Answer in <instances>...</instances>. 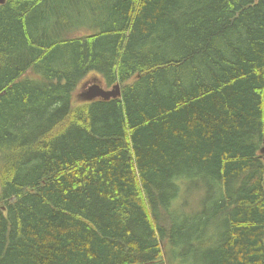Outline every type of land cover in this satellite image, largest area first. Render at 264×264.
Wrapping results in <instances>:
<instances>
[{"label":"trees","instance_id":"obj_1","mask_svg":"<svg viewBox=\"0 0 264 264\" xmlns=\"http://www.w3.org/2000/svg\"><path fill=\"white\" fill-rule=\"evenodd\" d=\"M0 264H264V0H6Z\"/></svg>","mask_w":264,"mask_h":264},{"label":"water","instance_id":"obj_2","mask_svg":"<svg viewBox=\"0 0 264 264\" xmlns=\"http://www.w3.org/2000/svg\"><path fill=\"white\" fill-rule=\"evenodd\" d=\"M6 0H0V6L5 4ZM121 96V88L119 85L114 86L112 90H105L100 87L98 84L93 85L89 91L83 95L84 102H90L95 99H103L105 101H109L114 98H118Z\"/></svg>","mask_w":264,"mask_h":264},{"label":"rangeland","instance_id":"obj_3","mask_svg":"<svg viewBox=\"0 0 264 264\" xmlns=\"http://www.w3.org/2000/svg\"><path fill=\"white\" fill-rule=\"evenodd\" d=\"M94 16V12L92 11V15H89L88 14V12H87V22H88V24H90L92 21H93V17ZM62 17V16H61ZM61 19H63V18H61ZM63 21H61V24H59V26L60 27H63ZM82 28V27H81ZM85 33H88V34H92L93 33V30H90V29H87V28H85V29H80V30H77V31H75L74 33H69V36H76V35H78V36H80V35H84ZM87 80H89V79H87ZM93 83V81H89V84H92ZM83 89H79V91L76 93V96H75V102L76 103H81V102H83V100L82 99H78L77 98V95H79L80 93H81V91H82ZM185 200H190L189 198H187V197H185V198H183V199H180V200H178V201H185Z\"/></svg>","mask_w":264,"mask_h":264},{"label":"flooded vegetation","instance_id":"obj_4","mask_svg":"<svg viewBox=\"0 0 264 264\" xmlns=\"http://www.w3.org/2000/svg\"><path fill=\"white\" fill-rule=\"evenodd\" d=\"M89 81H93L92 84H89ZM95 84H98L100 87L103 88L102 84L100 83L98 77L92 75L89 77V80L85 81L84 84H83V90L81 91V93L79 95H77V98L78 99H84L83 95L86 94L89 89L95 85ZM105 89V88H104ZM84 102V101H83Z\"/></svg>","mask_w":264,"mask_h":264},{"label":"bare ground","instance_id":"obj_5","mask_svg":"<svg viewBox=\"0 0 264 264\" xmlns=\"http://www.w3.org/2000/svg\"><path fill=\"white\" fill-rule=\"evenodd\" d=\"M141 1V0H140ZM28 4V3H27ZM139 7V6H138ZM35 10V9H34ZM40 12V11H39ZM137 12V11H136ZM126 13V12H125ZM187 14V13H186ZM196 14V13H195ZM199 14V13H198ZM32 15H35V14H32ZM34 17V16H33ZM114 19V18H113ZM124 19V18H123ZM126 22V21H125ZM116 23V22H115ZM128 25V24H127ZM138 28V27H137ZM27 29V28H26ZM31 29V28H30ZM21 30V29H20ZM20 32V31H19ZM11 33V32H10ZM29 36V35H28ZM15 37V36H14ZM198 38V37H197ZM8 39V38H7ZM190 39H192V38H190ZM8 41V40H7ZM44 41V40H43ZM42 41V42H43ZM191 42V41H190ZM9 43V42H8ZM47 43V42H46ZM193 43V42H192ZM34 44V43H33ZM40 46V45H39ZM182 46V45H181ZM192 46V45H191ZM195 46V45H194ZM197 46V45H196ZM144 47V46H143ZM142 48V47H141ZM180 48H182V47H180ZM7 49V48H6ZM11 50V49H10ZM80 50V49H79ZM179 51V50H178ZM181 51H183V50H181ZM138 53V52H137ZM196 58V57H195ZM194 58V59H195ZM21 62V61H20ZM26 62V61H25ZM14 64V63H13ZM164 82H166V81H164ZM114 83V82H113ZM166 86H168V85H166ZM170 88V87H169ZM166 89V88H165ZM171 89V88H170ZM149 92V91H148ZM163 95V94H162ZM146 96V95H145ZM22 97V96H21ZM65 98V97H64ZM8 101V100H7ZM63 101V100H62ZM14 104V103H13ZM8 105V104H7ZM9 106V105H8ZM5 109H7V108H5ZM119 109V108H118ZM193 109V108H192ZM68 113V112H67ZM5 114V113H4ZM9 114V113H8ZM62 114V113H61ZM97 114V113H96ZM128 115V114H127ZM11 116H12V114H11ZM14 117V116H13ZM32 118H33V116H32ZM2 119V118H1ZM4 119V118H3ZM38 120V119H37ZM42 120V119H41ZM117 121H118V119H117ZM111 124V123H110ZM112 125V124H111ZM118 126V125H117ZM134 126V125H133ZM40 127V126H39ZM127 127V126H126ZM111 130V129H110ZM120 130V129H119ZM38 131V130H37ZM116 131V130H115ZM115 131H113V132H115ZM118 131V130H117ZM131 131V130H130ZM6 134V133H5ZM36 134V133H35ZM13 136V135H12ZM84 136V135H83ZM64 139V138H63ZM62 155V154H61ZM180 160H182V159H180ZM184 160V159H183ZM180 164V163H179ZM40 167V166H39ZM39 175V174H38ZM114 177V176H113ZM38 179V178H37ZM159 180V179H158ZM33 181V180H32ZM155 182H157V181H155ZM163 186V185H162ZM101 192V191H100ZM103 204V203H102ZM78 210V209H77ZM76 210V211H77ZM25 212V211H24ZM28 214V213H27ZM29 215V214H28ZM90 220V219H89ZM181 230V229H180ZM4 231V230H3ZM182 233V232H181ZM179 234V233H178ZM182 236V235H181ZM181 238V237H180ZM67 246V245H66ZM101 249V248H100ZM102 253V252H101ZM163 253V252H162ZM3 256V255H2ZM116 256V255H115ZM7 259V258H6ZM59 259V258H58ZM99 259V258H98ZM2 261V260H1Z\"/></svg>","mask_w":264,"mask_h":264}]
</instances>
